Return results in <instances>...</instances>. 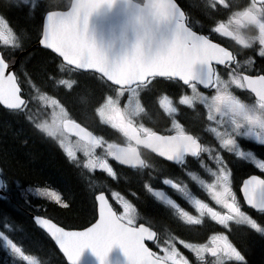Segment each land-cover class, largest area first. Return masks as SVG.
<instances>
[{
	"label": "snow or ice",
	"instance_id": "obj_1",
	"mask_svg": "<svg viewBox=\"0 0 264 264\" xmlns=\"http://www.w3.org/2000/svg\"><path fill=\"white\" fill-rule=\"evenodd\" d=\"M223 3V0H220ZM29 0H5V7L23 11L26 19L31 20L34 15V7H27ZM98 3L85 5L83 0H74L67 10H41L42 23L39 28L37 41L39 45L48 50L55 70L47 67L41 69L44 80H38L31 72L23 70V61L18 60L25 51L30 35L23 27L13 26L6 16L0 15V29L7 28L8 34L0 30V40L10 48H0V106L7 111L16 113L34 124V128L45 133L49 137H56L58 132L53 125L34 120L30 109V103L35 95L28 91L27 97L23 90L25 85L29 88L36 87L37 93H48L49 88H59L65 94H71L78 87V79L69 80L62 78L61 68L63 65L72 66L77 72L81 70H92L94 76L108 81V76L120 71L100 54L94 42L88 39L86 25L88 9L99 7ZM163 11L167 8L177 19L176 38L170 47L165 51L164 59L148 58L136 71L141 78L148 83L159 78L177 80L191 90V95H183L179 103L192 110L194 119H199L197 105L206 109L207 120L214 121L223 130L216 127L211 132L216 134L220 140V147L226 149L232 159L242 158L253 171H259V175L250 174L248 178L240 182V186H233V173L229 163L221 155L212 152L211 159L217 165L216 171L209 168L214 177L211 183H205L198 176L189 175L192 181H198L199 185L207 190V195L216 205L224 211L214 210L204 200L196 198L187 184L174 181L173 178L160 179L159 183L169 186L191 203L199 216L191 215L182 208L174 199L163 190H156L154 184L144 183L143 188L153 195L156 200L174 209L178 220L188 225H201L202 218L208 216L220 226L218 234L210 236L208 243H185L181 241L184 248L188 249L196 257L189 259L177 250L174 239H163L156 231L146 227L144 223H137L136 208L133 203L118 191H112L111 196L105 193L108 188L100 186L93 189V220L91 226H85L83 230H66L67 226L52 218L34 216V223L46 232L66 258L64 264H77L81 253L85 249H91L94 255L105 264L109 251L114 245H119L127 258V264H201L202 254H210L211 257H224L223 264H248L246 254L230 239V236L244 228L252 230L261 239H264V221H258L244 210V205L259 210L264 215V154L255 151L256 147L264 150V66H257L251 59H240V53L221 46L212 39V33L232 37L235 42L245 49L253 47L258 43V55L264 61V0H252L251 4L242 12L237 13L235 23L240 25L246 23L258 31V36L252 39H245L239 34L229 31L224 24L209 27L207 34L198 32L194 28L199 23L193 15V10H198L202 18L208 19L217 5L215 0H193L188 10L182 9L175 0H166V3L158 5ZM52 7H55L54 5ZM227 7V6H226ZM80 17H85L84 27L78 23ZM232 21H230L231 23ZM111 83V81H108ZM66 86V87H65ZM199 86L213 92L206 95L199 90ZM239 89L250 94L254 98L252 104L242 103L230 91L232 88ZM40 101H45L54 107L51 95H39ZM168 111L176 112L175 107H169ZM62 115V114H61ZM217 117H229L228 124ZM177 137L176 142L167 150L157 152L159 157L170 162L174 167L183 165L187 168L190 163L189 157L194 160L203 161L202 153H209L210 149L205 147L199 138L189 134L184 127L179 130L173 127ZM73 135L79 136L87 141L84 148V162L81 165L76 159V153L66 149L67 157L82 171V180L89 174L102 172L108 177L118 179L114 169L107 159H97L92 155V149L99 147L101 139L93 137H81L75 131ZM249 139L255 141V145L248 143ZM62 144V142H61ZM116 161L132 168H140V161H130L126 154L108 153ZM4 169L0 168V173ZM234 179V177H233ZM0 188L7 191L8 185L0 181ZM39 197H47L64 208L67 203H62L61 195L48 187H41L38 190ZM114 198L122 205L123 213L109 203ZM0 199L7 200V196ZM3 215V214H0ZM5 224H0V238L7 244L12 253L19 255L23 261L29 264H41V261L26 255L17 242L11 238V234L5 231ZM145 240L152 241L158 251L151 250L145 244ZM163 245V247H161ZM217 264H221L220 261Z\"/></svg>",
	"mask_w": 264,
	"mask_h": 264
},
{
	"label": "flooded vegetation",
	"instance_id": "obj_2",
	"mask_svg": "<svg viewBox=\"0 0 264 264\" xmlns=\"http://www.w3.org/2000/svg\"><path fill=\"white\" fill-rule=\"evenodd\" d=\"M71 1L72 0H29V3L40 4L42 7H38L37 11H41L45 8H49L50 10L68 8ZM137 1L143 2L144 0ZM176 1L185 11H187L189 5L193 3V0ZM251 2L252 0H223V3H221L220 0H215L217 7L213 10L212 15L208 19L202 18L201 13L194 9L193 15L199 22L194 30L207 34V29L209 27L224 24L227 29L234 34H239L245 39H252L253 37L258 36V31L255 27L246 23H242L240 25L235 23L237 13L245 10ZM53 5L55 7H52ZM257 7H259V3H257ZM12 10L15 9L7 7L4 8L3 6L0 8V14L8 16V12ZM18 13H21L20 10H16V14ZM9 21L13 26H17L14 21ZM230 21L232 22L230 23ZM41 23L42 21L37 20L35 23L36 29L33 33H31L28 29L25 30V32L30 35V39L26 44L25 49H29L28 52L30 53H32L34 49H42L44 51L43 48L38 46L37 41ZM212 39L213 41L228 47L234 52H239L240 59L244 60L251 58L256 62L257 66H264V61H262L258 55V43H254L253 47L250 49H245L238 45L232 37L222 36L220 34H216L215 32L212 33ZM9 47H11V45ZM24 55L20 58L24 57ZM32 57L28 62L26 61L23 64V70L36 75V63H38L40 59L37 58L34 63ZM46 57L51 59L48 54ZM37 78L42 81L41 77L37 76ZM34 88L35 86L31 87V92ZM199 90L206 95L214 94L208 89H204L200 86ZM230 91L242 103L252 104L254 102V98L246 92L235 89L234 87L230 89ZM93 92L94 93L91 94L90 98L88 96H84L85 101L79 98L77 100L78 105L76 104V106L69 100V94L66 95L64 91L62 95H58V92H55L53 88H49L48 93L38 94H49L54 96L57 101L54 102V107L52 106V108H60L67 113L69 112V109H72L78 115L80 114L81 116L77 120L92 130V132H94V134L101 139L102 143L99 147H96L95 154L99 158L107 159L110 166L115 169V174H118H116L118 179L110 178L105 173L99 171L94 174L96 175L95 177L98 176V179L94 178L97 185H100V181L102 180L104 187L108 188V191L105 194L110 197L113 190L120 192L124 198L128 199L130 203H133L134 208H136L135 215L138 218V224L144 223L146 227H150L151 230L156 231L157 234L161 235L164 239L166 234L168 235L166 239L172 237L171 239H174L177 250L185 257L195 260L196 257L194 254L184 248L181 241L193 244L208 243L211 235L219 233L221 230L220 226L212 221L208 216H204L202 218L203 222L201 225H188L183 221L178 220L175 210L171 209L170 206L164 204L163 202L156 200L153 195L148 193L143 188V184H154L156 190L165 191L167 195L174 199L191 215L199 216V213L196 212L195 208L182 196V194L177 193L169 186L161 185L159 183L160 179L173 178L174 181L187 184L189 191H191L196 198L204 200V202L208 203L210 207L214 208V210L223 212L224 210L220 206L216 205L215 202L211 200V197L207 195V190L203 189L199 185L198 181L194 182L191 180L189 169H191L192 175L198 176L199 179L203 180L205 183H211L214 177L208 169L211 168L212 171H216L217 169L215 161L210 158L211 153L215 152L221 155L226 162L231 161V163H229V168L233 173L234 179L233 177H230V179L233 180L234 190L235 188H238L240 186V182L246 179L250 174L259 175V171L257 170L254 172L253 168L249 167L246 162H242V158L237 157L233 160L227 150L220 147L221 142L219 138L216 137V134L211 132V129L213 127H216L220 131L223 129L214 121L207 120L206 109L197 105V112L200 118L194 119L192 110L179 103V100L183 95H191V90L177 80L170 81L167 78H156L152 84L145 82L124 89L112 87L111 89L103 88L97 90V92ZM76 107L77 110L75 109ZM78 107L81 108V113L79 112ZM169 107H175L176 112L173 113L168 111ZM117 109L119 112L116 111ZM111 111H115V114L109 118V112ZM33 118L34 120H38L35 113ZM217 119H222L225 122V126L230 127L228 124L229 117H217ZM181 125L189 134L196 135L202 144L210 149L209 153L201 154L203 161L194 160L189 157L190 163L187 168L183 165L174 167L170 162L157 155V152L167 151L176 142L177 137L172 135L175 134L173 127L179 130ZM27 126L31 129L35 138H37L36 135H38L44 142H48L47 135L45 133L39 132L32 125ZM77 140L87 144V142L83 140ZM247 142L255 145V141L253 139H249ZM106 144H110L112 147L107 146ZM122 145L129 148L130 151L128 152V159L130 161H140V168H132L129 165H122L113 157L108 155V153H113L118 146ZM62 148L64 149V147ZM255 151L264 154V150H261L259 147H256ZM239 169L248 170V172L239 180H236V174ZM26 202L32 209L19 206L16 209V214L14 216H10L11 219L13 217L14 220L10 219V221L18 224L25 222L30 223L33 221L32 213L58 221L59 219H63L62 215H64V213H69L66 209L70 207V202L67 200L62 201V203H69L67 208H64L62 204H57L55 201L46 199L29 200ZM109 202L115 209H119L121 214L123 213V208L119 201L114 198H110ZM243 207L248 214L252 215L258 221H264V219H261L259 210L252 209L246 204ZM87 214H91V222H94L93 204L89 207V210L82 209V212H77L76 217L83 215V220L85 221V215ZM175 222H177L176 225L174 224ZM32 230H34L37 234V238L33 235L31 238L30 234L27 238L20 237L19 240L23 245L31 247L33 251L44 258L49 255V250L53 246L52 242L45 233L38 231L39 228L36 225ZM172 231L174 235L172 234ZM243 232L244 234H242ZM22 238L23 240H21ZM230 239L238 247L242 254H246L248 264H264V248L262 247L264 239H261L252 230L244 228L233 233L230 236ZM145 244L151 250L158 251L152 241L145 240ZM37 245L42 249L39 250ZM161 247H163V245H161ZM202 257L203 260L201 264H217L218 261L223 264V262L226 261V258L222 256L213 258L207 253L202 254ZM41 264L53 263L45 262Z\"/></svg>",
	"mask_w": 264,
	"mask_h": 264
},
{
	"label": "trees",
	"instance_id": "obj_3",
	"mask_svg": "<svg viewBox=\"0 0 264 264\" xmlns=\"http://www.w3.org/2000/svg\"><path fill=\"white\" fill-rule=\"evenodd\" d=\"M12 19L18 27H23L24 30L28 29L31 33L36 29L34 20L26 19L25 13L14 14ZM47 54L49 55L45 50L34 49L32 53L27 52L21 58L24 63L28 62L32 56L34 63L37 58L40 59L36 63V75L41 77L42 81L44 80V75L41 69L45 67L50 69L52 67L51 69L55 70L52 60L46 57ZM97 90L90 88L89 85L81 81L78 87L69 94V100L75 105L79 98L85 101L84 96L90 98L91 94L94 93L93 91L97 92ZM78 109L81 110L80 107ZM16 116L15 113L0 107V165L3 166L4 175L9 185L6 195L8 199H3L4 203L0 199V214H2L3 210L12 211L14 207L19 206L31 209L26 202V200L31 199L29 186L50 185L60 188L70 202V207L66 209L69 213H64L61 220L69 225H78L71 223V221L76 219L77 212H82V209L89 210L91 204L88 206L87 203H92L93 189L96 187L93 177L89 174L86 179L82 180V171L86 173V170L77 168L76 163L72 162L68 157L65 159L58 148L50 141L44 142L38 135L35 138L28 126L19 123L23 120V117L16 118ZM16 133H18V137ZM6 215L9 216L10 214ZM0 224L7 226V223L1 220ZM18 225L23 228V232L26 231V234L24 232L25 235L33 234L37 236L33 232L34 230L32 231L31 229L32 226L34 227L32 222ZM18 225L10 223L9 226L16 227ZM5 231L14 236V232L17 230L5 227ZM28 232L30 233L28 234ZM24 234L23 236H25ZM262 247L264 248L263 242ZM1 248L3 249V245L0 239ZM48 257L52 260V263L62 264L63 262L60 261V255L54 247L50 248Z\"/></svg>",
	"mask_w": 264,
	"mask_h": 264
},
{
	"label": "water",
	"instance_id": "obj_4",
	"mask_svg": "<svg viewBox=\"0 0 264 264\" xmlns=\"http://www.w3.org/2000/svg\"><path fill=\"white\" fill-rule=\"evenodd\" d=\"M83 2L85 5L94 3L100 5L88 9L86 31L88 39L94 42L106 62L120 69L109 75L108 80L121 87L144 82L136 69L148 58L163 60V54L176 38L175 15L167 8L162 11L158 6L166 3V0H145L143 4L134 0H83ZM84 19L85 17H80L78 21L81 27H84ZM66 126L69 132L77 131L82 138L93 135L74 121H68ZM93 137L96 138L94 135ZM117 152L125 154L119 148ZM0 181H3L1 175ZM3 192L4 190L0 188V193ZM34 216L37 215L33 214ZM120 255L123 258H117ZM77 264H100V261L91 249H85ZM105 264H126V258L119 245H114L109 251Z\"/></svg>",
	"mask_w": 264,
	"mask_h": 264
},
{
	"label": "rangeland",
	"instance_id": "obj_5",
	"mask_svg": "<svg viewBox=\"0 0 264 264\" xmlns=\"http://www.w3.org/2000/svg\"><path fill=\"white\" fill-rule=\"evenodd\" d=\"M27 7L31 9V7H29L28 5H27ZM10 9H12V8H10ZM26 11H27V9H24L23 11L20 10V12H24V13H26ZM13 12L14 11L11 12V15L12 16H13ZM31 20H34V22L36 23L37 20H38L37 19V16L33 15V17H32ZM4 31H6V30H4ZM7 34H8V32H6V36H7ZM78 81H79V84L81 83V81H83L86 85H89V87L92 88V89H98V90H100V89H103L105 87L104 84L99 79H96L94 77L91 78V77L84 76V77H80V79ZM26 86L29 89V91H31V88H29L28 85H26ZM57 88H59V86H57ZM107 88H109V85H107ZM43 104H44L45 109L44 108H40V111L43 112V113L47 112V119L49 121L48 124L49 125H53L54 124V127L57 129V132H58V134H57L56 137H58V138L61 137L60 142H62L65 151H66V149L71 148L76 154H79L80 156H82L83 155L84 148L87 145L82 144V143H80L78 141H75V140L65 139V138L62 137V133H61V130L64 133V130H63V126H64L63 122H64V120L68 117L69 114L74 115L73 114V110L72 109H69V112L67 113V112H65L63 110L57 111L56 108H51L50 105L47 104V102H45V101H43ZM116 111L119 112L118 109ZM79 112L81 113V110H79ZM114 114H115V111L109 112V118L112 117ZM80 116L81 115L79 114L78 117H80ZM16 134H17V137H18V133H16ZM106 145L112 147V145H110V144H106ZM95 151H96V148H93L92 149V155L94 157H96L97 159H103V158L97 157V155L94 154V153H96ZM247 172H248V170L239 169L238 172H237V174H236V180H239ZM39 186H38V188H33L32 187V188L29 189V192H30V194L32 196V199H39V200H42V199L45 200L46 199V200H49L47 197H39L38 196V190H39V188H41ZM57 188H58L57 186L56 187L54 186V188H49V189L50 190L57 191ZM57 192L60 194L59 191H57ZM61 198H62V196H61ZM87 204L89 206L91 204V202H88ZM90 217H91V214L85 215V221H84L83 220V215H80V216L76 217V219L74 221H71V223L81 224V223H84V222L90 220L91 219ZM261 219H264V215H261ZM6 247H7V252L4 255L6 257L8 256V254L11 255V256L14 255V257H11V259H13L14 261H16V264H17V260L19 258L17 257L16 254H13L11 252V250L8 248L7 244L5 245V248ZM0 255H2V254L0 253ZM1 258L2 257H0V261L2 262V259ZM59 259L61 260V258H59ZM61 262H62V260H61ZM3 263L4 264H8L6 261L3 262Z\"/></svg>",
	"mask_w": 264,
	"mask_h": 264
},
{
	"label": "bare ground",
	"instance_id": "obj_6",
	"mask_svg": "<svg viewBox=\"0 0 264 264\" xmlns=\"http://www.w3.org/2000/svg\"><path fill=\"white\" fill-rule=\"evenodd\" d=\"M65 93V92H64ZM65 95V94H64ZM64 97V96H63ZM73 102V101H72ZM80 103V102H79ZM77 104V103H76ZM76 104H75V106H76ZM81 104V103H80ZM73 105V104H72ZM73 108V107H72ZM79 108V107H78ZM82 108H84V107H82ZM76 110H77V107L75 108ZM76 112H78V111H76ZM82 114H83V112H82ZM84 162V161H83ZM82 162V163H83ZM115 170V169H114ZM118 171V170H117ZM84 172V171H83ZM119 173H121V172H119ZM117 174V173H116ZM118 175V174H117ZM96 176V175H95ZM98 177V176H97ZM107 184V183H106ZM134 191V190H133ZM125 193V192H124ZM56 211V210H55ZM58 214V213H57ZM15 218H17V217H15ZM10 219H11V217H10ZM11 220H14V218L12 217V219ZM15 220H17V219H15ZM19 221V220H18ZM175 225L177 224V222H175L174 223ZM160 225V224H159ZM27 227V226H26ZM29 227V226H28ZM157 227V226H156ZM159 227H161V226H159ZM173 227V226H172ZM175 227V226H174ZM34 227L32 226V229H33ZM171 228V227H170ZM176 228V227H175ZM25 229V228H24ZM157 229V228H156ZM161 229V228H160ZM27 230H28V228H27ZM167 230V229H166ZM172 230V229H171ZM179 230V229H178ZM249 230V229H248ZM29 231V230H28ZM33 231V230H32ZM25 232V234H26V231H24ZM34 232V231H33ZM38 232V231H37ZM162 232V231H161ZM179 232V231H178ZM246 232H248V231H246ZM30 232H28V234H29ZM35 233V232H34ZM164 233V232H163ZM168 233V232H167ZM240 233V232H239ZM24 234V235H25ZM161 234V233H160ZM172 234H173V231H172ZM178 234V233H177ZM242 234H244V232L242 233ZM33 235V234H32ZM32 235H31V238H32ZM39 235V234H38ZM159 235V234H158ZM163 235H165V234H163ZM174 235V234H173ZM241 235V234H240ZM239 235V236H240ZM26 236V235H25ZM33 236H35V235H33ZM40 236H42V235H40ZM161 236V235H160ZM168 235L166 234V237H167ZM242 236V235H241ZM27 237H29V236H27ZM26 237V238H27ZM36 237V236H35ZM162 237V236H161ZM166 237H165V239H166ZM37 238V237H36ZM170 238H172V237H170ZM29 239V238H28ZM28 239H26V240H28ZM41 239V238H40ZM164 239V238H163ZM167 239H169V238H167ZM21 240H23V238L21 239ZM34 240V239H33ZM36 240V239H35ZM38 242V241H37ZM6 245V244H5ZM38 246V245H37ZM48 246V245H47ZM51 246V245H50ZM2 247V246H1ZM46 247V246H45ZM44 247V248H45ZM7 248V247H6ZM38 248H39V250L40 249H42V248H40L39 246H38ZM2 249V248H1ZM1 249H0V251H1ZM45 249H47V248H45ZM3 250V249H2ZM50 251V250H49ZM52 252H53V249H52ZM54 252L56 253V251L54 250ZM14 254V253H13ZM9 255V254H8ZM16 256V255H15ZM12 257H14V255L12 256ZM2 259V258H1ZM15 259V258H14ZM55 259V258H54ZM53 259V260H54ZM13 260V259H12ZM17 260V259H16ZM59 260V259H58ZM61 261V260H60ZM5 262V261H4ZM15 263H16V261H14ZM2 262L0 261V264H1ZM3 264V263H2ZM58 264V263H57Z\"/></svg>",
	"mask_w": 264,
	"mask_h": 264
}]
</instances>
